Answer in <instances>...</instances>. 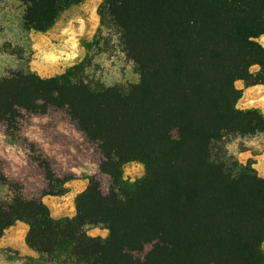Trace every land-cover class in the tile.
Returning <instances> with one entry per match:
<instances>
[{
  "label": "trees",
  "instance_id": "obj_1",
  "mask_svg": "<svg viewBox=\"0 0 264 264\" xmlns=\"http://www.w3.org/2000/svg\"><path fill=\"white\" fill-rule=\"evenodd\" d=\"M14 1L21 28L44 32L83 0ZM96 15L82 57L60 73L4 70L0 124L63 111L97 149L108 187L90 175L73 215L57 218L40 197L13 191L0 200V237L23 222L25 245L50 263L264 264V177L222 144L264 133V114L236 107L234 85L264 84V0H100ZM113 53L135 82L106 85L92 74L94 58ZM131 161L143 173L126 181ZM44 179L40 195L66 191V179L49 170Z\"/></svg>",
  "mask_w": 264,
  "mask_h": 264
},
{
  "label": "rangeland",
  "instance_id": "obj_2",
  "mask_svg": "<svg viewBox=\"0 0 264 264\" xmlns=\"http://www.w3.org/2000/svg\"><path fill=\"white\" fill-rule=\"evenodd\" d=\"M99 2L83 0L71 5L49 29L35 32L21 28L20 9L14 0H0V76L5 69L17 68L23 63L39 76H51L79 60L83 55L80 41L89 39L97 25ZM257 40L264 47V36ZM94 62L96 66L92 74L106 85L137 80V74L119 53L97 55ZM234 85L241 89L236 107H256L264 114V84L244 87L237 80ZM257 135L264 138V133ZM243 138L230 136L222 143L226 152L237 160V153L245 147ZM99 158L95 146L83 139L63 111L21 112L10 126L0 124V173L7 180V185L0 184V200L7 199L13 191L26 198L38 196L52 217L71 216L74 197L85 187L87 177L94 175L102 191L108 187V176L99 172L97 167ZM240 159L245 162L250 158ZM46 170L58 179H66L63 194L40 195L45 187ZM142 173L143 167L138 162L131 161L122 166V177L126 181H133ZM26 228L23 222L15 221L3 231L0 264H60L42 261L25 245ZM86 233L103 237L106 231L98 226H87ZM262 247L264 250V241Z\"/></svg>",
  "mask_w": 264,
  "mask_h": 264
},
{
  "label": "crops",
  "instance_id": "obj_3",
  "mask_svg": "<svg viewBox=\"0 0 264 264\" xmlns=\"http://www.w3.org/2000/svg\"><path fill=\"white\" fill-rule=\"evenodd\" d=\"M244 148L237 153L238 160L240 158L246 160L250 158L252 160V167L256 170L257 175L264 177V138L258 135L251 137H244Z\"/></svg>",
  "mask_w": 264,
  "mask_h": 264
}]
</instances>
